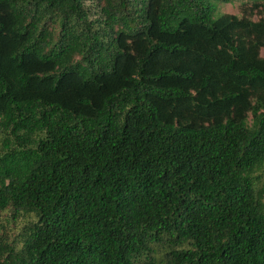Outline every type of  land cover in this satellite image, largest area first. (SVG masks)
<instances>
[{
	"label": "trees",
	"instance_id": "obj_1",
	"mask_svg": "<svg viewBox=\"0 0 264 264\" xmlns=\"http://www.w3.org/2000/svg\"><path fill=\"white\" fill-rule=\"evenodd\" d=\"M232 1L0 0V264H264V0Z\"/></svg>",
	"mask_w": 264,
	"mask_h": 264
},
{
	"label": "rangeland",
	"instance_id": "obj_2",
	"mask_svg": "<svg viewBox=\"0 0 264 264\" xmlns=\"http://www.w3.org/2000/svg\"><path fill=\"white\" fill-rule=\"evenodd\" d=\"M245 1V0H233L232 2L229 3H220L217 4V10H216V15L220 14H233V15H239L240 16V4ZM262 180L259 182V187L261 188L264 186V175L261 176ZM29 220L23 218L19 221V223L16 224V227L13 229L15 232L20 233L21 229L24 226L29 225Z\"/></svg>",
	"mask_w": 264,
	"mask_h": 264
}]
</instances>
